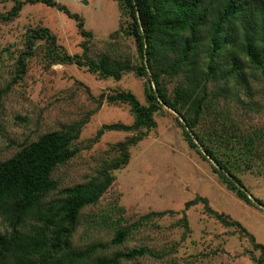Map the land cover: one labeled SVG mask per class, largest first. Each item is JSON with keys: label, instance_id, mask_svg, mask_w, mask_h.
Wrapping results in <instances>:
<instances>
[{"label": "rangeland", "instance_id": "rangeland-1", "mask_svg": "<svg viewBox=\"0 0 264 264\" xmlns=\"http://www.w3.org/2000/svg\"><path fill=\"white\" fill-rule=\"evenodd\" d=\"M13 1L0 0V12L7 11ZM55 1L77 13L91 36H82L75 19L54 6L41 2L24 4L15 18L0 20V89L11 82L25 32L37 26L49 28L56 36V43L69 54H80L81 44L85 42L88 58L106 53L124 58L131 65L138 63L133 40L120 30L114 33L123 19L117 0ZM36 44V53L29 59L24 76L11 83L1 97L0 160L10 157L39 134L87 115L76 141L80 151L56 169L55 176L62 187L92 175L98 161L114 155L112 145L131 134L105 130L95 138L104 123L132 121L127 105L99 101V94L127 89L143 103V78L133 72H125L119 80L100 78L74 63L48 64L43 55V41ZM179 79L163 76L168 93ZM260 81V77L249 74L248 85L234 79L221 81L219 87L214 82L209 84V91L210 87L218 91L217 107H228L243 131L264 126V88ZM176 117L166 107L154 115L156 125L129 148L130 159L123 168L113 171L112 185L95 205L81 211L72 236L73 246L83 249L89 244L102 243L95 255L139 246H146L152 252L119 259L118 264H255L251 255L258 257L259 251L253 248L248 233L264 244V207L246 203L225 187L213 163L188 146ZM214 117L211 114V122L217 121ZM201 124L208 126L210 122L206 119ZM256 150L258 157L251 158L252 168H241L237 175L249 197L264 202V173L258 172L264 167V143ZM56 194L54 190L50 195ZM196 197H205L208 207L240 225H224L202 201L185 205ZM116 205L123 210H117ZM159 210L166 213L144 216ZM119 214L123 218L121 224H137L122 244L115 245L110 239L116 227L113 222Z\"/></svg>", "mask_w": 264, "mask_h": 264}, {"label": "trees", "instance_id": "trees-1", "mask_svg": "<svg viewBox=\"0 0 264 264\" xmlns=\"http://www.w3.org/2000/svg\"><path fill=\"white\" fill-rule=\"evenodd\" d=\"M35 2L63 11L75 19L82 36H91L83 27L82 18L55 0H14L7 11L0 12V20L15 18L24 4ZM117 7L123 19L114 33L120 30L133 40L138 58L134 65L106 53L88 58L85 42L80 54H69L45 26L25 32L11 82L0 89V101L11 83L24 76L29 59L36 53V42L43 41V55L48 64L74 63L100 78L119 80L125 72L143 78L144 102L127 89L99 94V101L127 105L132 121L104 123L95 138L105 130L131 134L115 142L114 155L98 161L93 174L83 181L59 187L55 172L80 151L76 141L87 115L39 134L10 157L0 160V264H118L119 259L152 254L146 246H139L95 255L102 243L76 249L72 236L81 211L95 205L112 185L113 171L128 163L129 148L156 125L154 115L163 107L176 114L188 146L213 163V169L229 191L246 203L264 207L262 200L249 197L237 175L241 168H252L251 158L258 157L256 147L264 143V126L243 131L228 107H217L218 91L211 87L208 90L211 82L219 87L221 81L230 79L248 85L249 74L260 77L264 88V0H117ZM163 76L180 78L169 93ZM211 114L217 121L211 122ZM206 119L210 124L202 126ZM262 171L264 167L258 169ZM54 190L57 194L51 196ZM198 200L224 225H240L208 207L205 197L188 200L185 205ZM115 207L123 210L121 206ZM164 213L165 210L150 211L144 216ZM122 219L119 214L118 221L113 222L116 227L111 244H122L137 224H121ZM248 235L253 248L259 251L258 257L251 255L252 261L264 264V244Z\"/></svg>", "mask_w": 264, "mask_h": 264}, {"label": "water", "instance_id": "water-1", "mask_svg": "<svg viewBox=\"0 0 264 264\" xmlns=\"http://www.w3.org/2000/svg\"><path fill=\"white\" fill-rule=\"evenodd\" d=\"M83 2H86L85 0H83Z\"/></svg>", "mask_w": 264, "mask_h": 264}]
</instances>
